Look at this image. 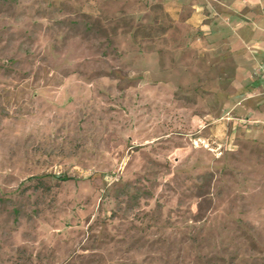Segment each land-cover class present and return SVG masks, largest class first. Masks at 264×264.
<instances>
[{
	"label": "rangeland",
	"instance_id": "374dc122",
	"mask_svg": "<svg viewBox=\"0 0 264 264\" xmlns=\"http://www.w3.org/2000/svg\"><path fill=\"white\" fill-rule=\"evenodd\" d=\"M167 1L0 0V264H264L257 54Z\"/></svg>",
	"mask_w": 264,
	"mask_h": 264
},
{
	"label": "crops",
	"instance_id": "0c3cea01",
	"mask_svg": "<svg viewBox=\"0 0 264 264\" xmlns=\"http://www.w3.org/2000/svg\"><path fill=\"white\" fill-rule=\"evenodd\" d=\"M167 2L176 9L175 18L179 21L178 25L187 29L181 41L183 44L175 51L179 53L184 50L185 59L191 60L188 66L193 69V73L201 68L200 61L205 59H210L211 67H216L217 61L223 59L221 55H225L226 69L231 72L229 75L239 78L238 76L252 73L243 67V56L241 57L240 54L243 48L256 52L255 70L264 67V0H168ZM218 3L226 8H222ZM218 8L223 10L222 14H219ZM177 10L180 12L177 13ZM219 18L224 20L223 40L217 36ZM263 111L259 112L263 115L261 119L264 117Z\"/></svg>",
	"mask_w": 264,
	"mask_h": 264
},
{
	"label": "built area",
	"instance_id": "2783aa9c",
	"mask_svg": "<svg viewBox=\"0 0 264 264\" xmlns=\"http://www.w3.org/2000/svg\"><path fill=\"white\" fill-rule=\"evenodd\" d=\"M256 73L259 75V77H261L264 81V67H258L256 69Z\"/></svg>",
	"mask_w": 264,
	"mask_h": 264
}]
</instances>
